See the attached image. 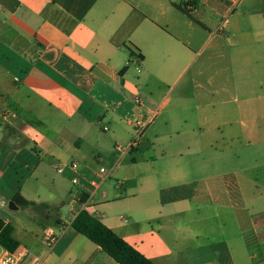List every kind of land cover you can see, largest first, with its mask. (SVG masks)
<instances>
[{
    "label": "crops",
    "instance_id": "obj_1",
    "mask_svg": "<svg viewBox=\"0 0 264 264\" xmlns=\"http://www.w3.org/2000/svg\"><path fill=\"white\" fill-rule=\"evenodd\" d=\"M151 111L141 176L127 170L112 193L111 177L92 190L57 172L117 168L131 118ZM165 135L175 146L155 151ZM260 185L264 0H0V208L20 194L42 245L44 228L60 236L40 264H118L72 227L79 195L155 264H264ZM14 227L40 258L34 230L21 243Z\"/></svg>",
    "mask_w": 264,
    "mask_h": 264
},
{
    "label": "rangeland",
    "instance_id": "obj_2",
    "mask_svg": "<svg viewBox=\"0 0 264 264\" xmlns=\"http://www.w3.org/2000/svg\"><path fill=\"white\" fill-rule=\"evenodd\" d=\"M207 74H205L202 78V81L205 82L206 78H207ZM171 106H167L163 111H165L166 109L168 110ZM150 128V127H149ZM151 129L148 130L147 134L143 135L137 139V146L140 144L139 146V150L134 151V149L136 147H134L125 158L121 159L120 163L118 164L117 168H113L110 167L108 163L104 162L102 165L108 170L110 171L112 168V174H111V179L105 181V183L103 184V188L108 189L109 191H111L112 193L115 192V188H116V180L120 181V182H124L123 177L125 175V173H127V170H129V174L130 176L135 175L136 177L141 176L144 173V168L146 167L145 165V160L148 158L149 155H155L156 153L153 150H149L148 148L153 146V142L151 139V135L150 132ZM128 132L131 133L132 136H134V131L131 127V124L129 123L128 125ZM176 137L173 136H169V135H165L162 136L161 139V144L158 145L156 144L155 147V151H159L160 149H162V147L164 145H171L172 147L175 146L176 144ZM124 144V143H123ZM236 147H233L232 150H230V153H232V155H238L239 154V147L238 144L235 143ZM233 157V156H232ZM234 158V157H233ZM134 162H136L135 167L131 168L127 167L129 165L134 164ZM127 165V166H126ZM116 171V172H115ZM134 182V181H133ZM132 183V182H130ZM261 188H264L263 185H260ZM69 187H72V185H69ZM30 189L33 193L35 191H39L42 192L44 195H48V188L47 185L42 184V183H35L30 181L29 185L26 186L25 191L27 192V190ZM57 196H58V191H57ZM64 202H66V199H63ZM11 202V201H10ZM10 202H6L4 205V211L2 208H0V215H2L3 217H8L9 219H11V221L13 222V225L16 226L17 228V236L20 239L21 243H24L25 241L23 240L24 235L29 231V230H34V235L33 236H38V243L36 246H28L26 245V247L28 249H31V251H35L36 248L40 260L43 262L45 261V256L48 254V250L47 248L44 246V244L42 245L41 242V232L36 228V224L34 222L35 220V216H38L36 212H32L30 209L23 207V206H18L19 209L17 210H11L10 209ZM41 219V218H40ZM36 231V232H35ZM29 235V234H28ZM24 247V246H23ZM45 253L46 255L42 256V253ZM48 256V255H47ZM48 264H53V263H48Z\"/></svg>",
    "mask_w": 264,
    "mask_h": 264
},
{
    "label": "trees",
    "instance_id": "obj_3",
    "mask_svg": "<svg viewBox=\"0 0 264 264\" xmlns=\"http://www.w3.org/2000/svg\"><path fill=\"white\" fill-rule=\"evenodd\" d=\"M12 201L23 207L35 205L25 201L20 194H17ZM82 202H86V196L82 198ZM72 227L100 247L118 264H155L86 210H81L77 214L72 221ZM14 231L15 227L12 223H6L0 218V244L10 251L20 247L19 242L14 237Z\"/></svg>",
    "mask_w": 264,
    "mask_h": 264
},
{
    "label": "built area",
    "instance_id": "obj_4",
    "mask_svg": "<svg viewBox=\"0 0 264 264\" xmlns=\"http://www.w3.org/2000/svg\"><path fill=\"white\" fill-rule=\"evenodd\" d=\"M136 103L138 106H141L143 104L139 98L136 99ZM156 115V111H151L147 115L138 112L131 118L130 121L135 129L136 138L128 144H119L116 146V150L118 152L117 163H120L121 159H123L134 147L137 146V139L143 135L147 127L154 121ZM104 130L107 129L104 128ZM67 169L71 170L74 173V177L72 178V184L74 186L80 185L81 180L83 179L92 190L97 189L100 184L106 179L110 178L112 174V169L108 171L104 166H99L98 170L94 173V176L92 178L82 176L80 174V162L77 160H73L68 165L59 166L57 168V172L59 174H62ZM83 197L84 195H79L78 198L74 199L72 207L74 206V203L78 201L81 206L80 211H88L86 202H82ZM43 233L46 248L49 251L53 250V248L58 243L60 236L55 233L51 227L44 228ZM40 262V258L32 256V254L23 247H18L16 250L10 251L0 244V264H40Z\"/></svg>",
    "mask_w": 264,
    "mask_h": 264
},
{
    "label": "water",
    "instance_id": "obj_5",
    "mask_svg": "<svg viewBox=\"0 0 264 264\" xmlns=\"http://www.w3.org/2000/svg\"><path fill=\"white\" fill-rule=\"evenodd\" d=\"M10 209L11 210H17L18 209V206L15 202L11 201L10 202Z\"/></svg>",
    "mask_w": 264,
    "mask_h": 264
}]
</instances>
